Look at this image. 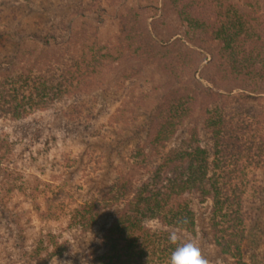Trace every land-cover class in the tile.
<instances>
[{
    "label": "trees",
    "instance_id": "16d2710c",
    "mask_svg": "<svg viewBox=\"0 0 264 264\" xmlns=\"http://www.w3.org/2000/svg\"><path fill=\"white\" fill-rule=\"evenodd\" d=\"M21 1L31 9V0ZM171 16L181 27L178 36ZM119 25L112 45L95 32L62 38L60 30L8 42L12 53L0 58V120L55 109L98 87L123 61L152 67L164 86L154 98L156 112L140 129L148 143L132 156L145 178L134 183L129 172L117 173L70 214V226L84 232L98 225L87 264H167L177 246L169 234L192 235L194 204L205 201L215 246L230 264H251L244 249L246 207L264 194L263 11L254 0H132ZM29 42L38 49H27ZM146 98L137 95L140 107ZM184 128L182 139L170 143ZM155 221L158 231L147 226Z\"/></svg>",
    "mask_w": 264,
    "mask_h": 264
},
{
    "label": "rangeland",
    "instance_id": "374dc122",
    "mask_svg": "<svg viewBox=\"0 0 264 264\" xmlns=\"http://www.w3.org/2000/svg\"><path fill=\"white\" fill-rule=\"evenodd\" d=\"M31 2L28 9L25 1L0 0L6 7L0 14L5 32L0 58L11 55L8 42L41 30L43 35L60 30L62 38L72 31L95 32L100 42L112 45L120 15L132 4V0ZM254 2L264 14V0ZM169 22L172 32L180 35L176 17ZM26 45L38 49L35 43ZM163 86L152 67L123 61L112 66L98 87L55 109L20 121L0 120V264H55V258L59 264H87L88 243L98 225L84 232L70 226V214L80 201L99 195L117 173L129 172L134 183L145 178L132 156L148 143V132L140 129L156 112L154 98ZM138 94L147 95L140 101L145 107H140ZM76 108L79 113L70 118ZM184 130L170 143L177 144ZM198 135L202 142L208 140L205 132ZM251 203L246 207L245 255L251 264H264V194ZM194 213L192 235L173 232L184 242H194L209 264H230L232 259L212 241L209 201L195 203Z\"/></svg>",
    "mask_w": 264,
    "mask_h": 264
},
{
    "label": "clouds",
    "instance_id": "9594fccd",
    "mask_svg": "<svg viewBox=\"0 0 264 264\" xmlns=\"http://www.w3.org/2000/svg\"><path fill=\"white\" fill-rule=\"evenodd\" d=\"M180 222L186 223V220ZM147 226L150 227L152 231H158L159 221H155ZM168 239L172 244L177 246L171 252L167 264H209V261L201 255L199 247L194 242L185 241L178 243V241H180V236L176 232H171ZM55 264H59L56 258Z\"/></svg>",
    "mask_w": 264,
    "mask_h": 264
}]
</instances>
